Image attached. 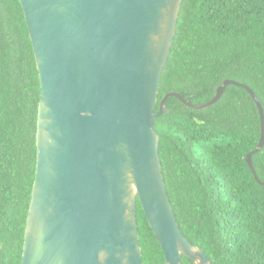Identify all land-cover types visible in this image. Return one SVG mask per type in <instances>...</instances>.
I'll use <instances>...</instances> for the list:
<instances>
[{
  "label": "water",
  "instance_id": "water-1",
  "mask_svg": "<svg viewBox=\"0 0 264 264\" xmlns=\"http://www.w3.org/2000/svg\"><path fill=\"white\" fill-rule=\"evenodd\" d=\"M41 81L37 169L21 264H145L138 201L165 253V264H213L183 233L160 156L155 121L181 93L160 102L161 78L184 0H20ZM159 103L158 110L156 107Z\"/></svg>",
  "mask_w": 264,
  "mask_h": 264
},
{
  "label": "trees",
  "instance_id": "trees-1",
  "mask_svg": "<svg viewBox=\"0 0 264 264\" xmlns=\"http://www.w3.org/2000/svg\"><path fill=\"white\" fill-rule=\"evenodd\" d=\"M225 79L248 84L264 108V0H184L161 78L194 103L212 99ZM41 81L20 0H0V264H21L37 169ZM157 118L168 193L186 237L213 264H264V185L247 161L258 146L261 117L244 87L195 109L179 98ZM159 103L156 107L158 110ZM264 181V147L253 155ZM145 264L165 253L138 201ZM182 264H194L182 256Z\"/></svg>",
  "mask_w": 264,
  "mask_h": 264
}]
</instances>
